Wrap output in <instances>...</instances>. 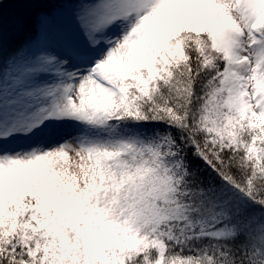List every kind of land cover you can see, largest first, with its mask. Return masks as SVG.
I'll use <instances>...</instances> for the list:
<instances>
[{
  "label": "snow or ice",
  "instance_id": "1",
  "mask_svg": "<svg viewBox=\"0 0 264 264\" xmlns=\"http://www.w3.org/2000/svg\"><path fill=\"white\" fill-rule=\"evenodd\" d=\"M0 264H264V0H0Z\"/></svg>",
  "mask_w": 264,
  "mask_h": 264
},
{
  "label": "trees",
  "instance_id": "2",
  "mask_svg": "<svg viewBox=\"0 0 264 264\" xmlns=\"http://www.w3.org/2000/svg\"><path fill=\"white\" fill-rule=\"evenodd\" d=\"M25 9L16 6L9 5L4 10V19L8 20L14 17L16 23H10L7 27L6 32L4 30V48H5V56H7L11 51H13L17 45L18 38L20 36V31L18 27V21L25 14Z\"/></svg>",
  "mask_w": 264,
  "mask_h": 264
},
{
  "label": "rangeland",
  "instance_id": "3",
  "mask_svg": "<svg viewBox=\"0 0 264 264\" xmlns=\"http://www.w3.org/2000/svg\"><path fill=\"white\" fill-rule=\"evenodd\" d=\"M15 20H16V19H14V17H12V18H10V19H8V20L3 19V30H5L6 32H8V31H7V27H8V25H9L11 22H12V23H16Z\"/></svg>",
  "mask_w": 264,
  "mask_h": 264
}]
</instances>
